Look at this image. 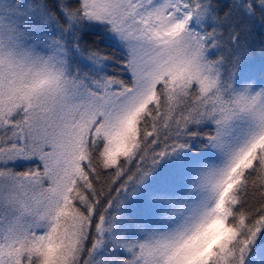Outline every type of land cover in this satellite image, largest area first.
Returning a JSON list of instances; mask_svg holds the SVG:
<instances>
[{"label":"snow or ice","instance_id":"6c2138e0","mask_svg":"<svg viewBox=\"0 0 264 264\" xmlns=\"http://www.w3.org/2000/svg\"><path fill=\"white\" fill-rule=\"evenodd\" d=\"M0 264H264V0H0Z\"/></svg>","mask_w":264,"mask_h":264},{"label":"trees","instance_id":"16d2710c","mask_svg":"<svg viewBox=\"0 0 264 264\" xmlns=\"http://www.w3.org/2000/svg\"><path fill=\"white\" fill-rule=\"evenodd\" d=\"M95 39L101 48H105L106 50L109 51L114 50L113 48L109 47L110 42L105 40L103 37H96Z\"/></svg>","mask_w":264,"mask_h":264}]
</instances>
